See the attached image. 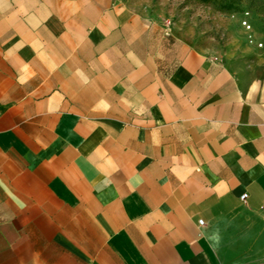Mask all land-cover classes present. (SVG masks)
Here are the masks:
<instances>
[{"label": "crops", "instance_id": "obj_1", "mask_svg": "<svg viewBox=\"0 0 264 264\" xmlns=\"http://www.w3.org/2000/svg\"><path fill=\"white\" fill-rule=\"evenodd\" d=\"M0 264H264V79L132 0H0Z\"/></svg>", "mask_w": 264, "mask_h": 264}, {"label": "rangeland", "instance_id": "obj_2", "mask_svg": "<svg viewBox=\"0 0 264 264\" xmlns=\"http://www.w3.org/2000/svg\"><path fill=\"white\" fill-rule=\"evenodd\" d=\"M132 2L180 41L220 57L244 78L264 79V0Z\"/></svg>", "mask_w": 264, "mask_h": 264}, {"label": "clouds", "instance_id": "obj_3", "mask_svg": "<svg viewBox=\"0 0 264 264\" xmlns=\"http://www.w3.org/2000/svg\"><path fill=\"white\" fill-rule=\"evenodd\" d=\"M200 236L207 242L208 247L213 252L218 253L222 239H223L221 230L219 227L213 228L212 230H202L200 232Z\"/></svg>", "mask_w": 264, "mask_h": 264}, {"label": "built area", "instance_id": "obj_4", "mask_svg": "<svg viewBox=\"0 0 264 264\" xmlns=\"http://www.w3.org/2000/svg\"><path fill=\"white\" fill-rule=\"evenodd\" d=\"M247 197H248V194L245 193V194H243V195L241 196V199H242L243 201H245V200L247 199ZM200 225H204V220H200Z\"/></svg>", "mask_w": 264, "mask_h": 264}, {"label": "trees", "instance_id": "obj_5", "mask_svg": "<svg viewBox=\"0 0 264 264\" xmlns=\"http://www.w3.org/2000/svg\"><path fill=\"white\" fill-rule=\"evenodd\" d=\"M227 8H229V9H232L231 5H230V6H228Z\"/></svg>", "mask_w": 264, "mask_h": 264}]
</instances>
